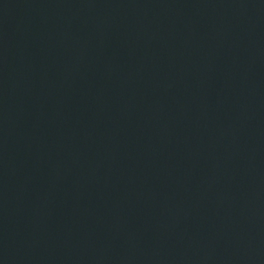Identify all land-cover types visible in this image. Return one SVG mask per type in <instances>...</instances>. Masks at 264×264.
<instances>
[{"label":"water","instance_id":"1","mask_svg":"<svg viewBox=\"0 0 264 264\" xmlns=\"http://www.w3.org/2000/svg\"><path fill=\"white\" fill-rule=\"evenodd\" d=\"M0 264H264V0H0Z\"/></svg>","mask_w":264,"mask_h":264}]
</instances>
